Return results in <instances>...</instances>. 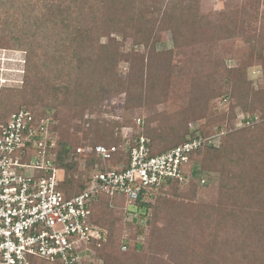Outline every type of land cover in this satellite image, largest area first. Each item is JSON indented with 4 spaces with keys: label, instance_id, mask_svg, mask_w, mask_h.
I'll return each mask as SVG.
<instances>
[{
    "label": "trees",
    "instance_id": "16d2710c",
    "mask_svg": "<svg viewBox=\"0 0 264 264\" xmlns=\"http://www.w3.org/2000/svg\"><path fill=\"white\" fill-rule=\"evenodd\" d=\"M39 1L44 3L50 1L55 7L54 13L49 19H44L48 22L36 25L38 32L25 30L24 35L15 38V40L20 48H26L24 45L26 41L32 49L37 43V36L46 41L45 44H41V47L43 46L45 56L52 62L53 67L48 69V73L55 74V76L45 79V72H47L45 69H40L37 65L35 68H31L33 57H35L32 49H19L26 52L24 85L26 82V88L30 89V94L23 95L15 90L0 88V123H6L13 113L20 111L22 104L30 106V112L38 115L39 105L43 103L49 109L62 106L67 112L64 122L69 127L73 126V128L78 129L80 126L72 123V121L83 109L89 106L92 109L96 108L106 97L114 94L127 92L128 108L149 106L148 103L151 104L152 102H165L168 94L172 91L170 89L172 84L177 83L178 78L183 79L191 72V60L193 61V58L199 54L202 61L206 58V65L211 70L209 77H204L205 80L209 78L212 82L211 76L224 65L218 46L220 41L228 38L230 34L224 27L219 33L216 32L215 28L211 26L208 15L201 12L200 0H191L189 4H185V0ZM21 3L22 1L18 2L19 5ZM140 4H144V6ZM228 4H233V1H229ZM41 29H43L42 32ZM160 31L171 32L176 51H157L156 45L159 42ZM107 32L124 36L132 35L134 45L144 44L148 48L147 56L134 58L136 65H132L127 80L121 81L116 76V62L121 56L118 49L110 44L100 45L98 42V36ZM25 34L28 35V37L26 36L27 39L23 38ZM8 42L4 41L3 44L6 47L2 49H13ZM253 47L255 50V46ZM178 54L185 57L184 61L180 66H173V57ZM204 84L205 81L200 80L199 88ZM211 84L205 85L202 89V91L208 92L207 95H196L191 94V91H185L179 97L181 99L185 97L183 99L185 103L189 101L186 116L191 121H200L212 115L210 105L203 98L210 100L218 95H231V98L236 99V104L231 107L228 115L230 121L236 120L238 124L240 121L239 115L236 114L238 111L245 118L243 119L245 126L239 128L235 124L234 129L229 126L222 130V143L224 144L222 148L217 147L214 143H204L191 153L192 161L189 172L195 182L189 184L190 188L200 185L204 179L207 182L209 176L205 175L206 172L216 173L219 175V188L221 190L219 202L207 207L205 216H195L194 218H192L191 213L194 211L195 203L181 199V201L175 202L172 208L169 207L171 202L163 210L160 204L178 195L175 192L179 187L178 183L170 188L175 190L174 192L171 191V194L169 189L157 196L155 204L150 206V213L146 205L139 202L137 204V210L141 217L139 219L143 218L144 228L149 227L150 230L146 235L145 242L148 244V249L143 264L163 263L164 259L161 258L165 256L163 252L171 247L173 249L175 246L167 240L165 226L161 228L155 225L154 228L150 229L155 215L157 216L159 213H161L158 217L159 221H162L164 215L169 213L172 218L171 223L178 224L179 235H184L186 240L182 246L187 242V250L191 246L190 237L197 224L211 221V227L214 225L218 228H225L224 224L226 223L224 222L227 220L228 214L235 213V211L228 213L226 203H230L240 212L237 223H239L241 215L244 214L251 216L250 219L255 213L260 216L264 215V113H261L264 111V90L255 91L253 85L246 81L243 71L238 73L229 71L226 77L215 79ZM221 87H224V91L220 94L218 90ZM173 94H171L170 99ZM146 97L148 103L144 101ZM109 100H104L103 103ZM256 118L258 119L256 120ZM119 126V123L116 122L105 123L101 127L102 131L100 129L96 136L97 138L101 136L102 139L99 141H104L103 135H107V141L110 139L112 143H99L94 146L100 144L108 147L117 145L111 133H114V129ZM205 127L204 124L200 125L199 132L196 130L197 133H192L190 139H186V135L191 133L190 130L187 133V129L185 132L180 128L173 129L169 135L167 134L170 139L169 144L165 142L168 137L166 138L159 128L152 131L150 126L148 127V124L145 125L144 123L142 134L150 140V149L152 154L156 155L168 152L194 139L199 140L208 137L211 134L205 132ZM158 144L162 145V150H158ZM59 145L68 155L69 144L60 140ZM87 161L89 165L92 164L96 161L95 155L87 158ZM66 169V180L62 185L63 190L68 196L81 193L87 185V180L77 182L78 180L72 176L74 167L71 165ZM68 170L72 172L69 173ZM178 207L180 209L176 213L175 209ZM128 212L125 201L118 197H101L94 206L95 221L109 232L106 244L98 249V255L104 259L105 264H142L143 255L135 248L129 251L130 257L124 259L115 256L110 250L114 240H116L114 246L122 254H126L128 251V249L125 252L122 251L124 245L127 248L130 247V237L124 233V227L136 229L140 220L135 218L131 222H127ZM111 213L119 215V221H121L119 229L112 227L110 221L105 220L104 216L110 217ZM186 218H190L191 222ZM113 220L115 221L114 217ZM175 220L179 222H175ZM182 220L184 221L182 222ZM185 221L190 224H184ZM194 239L199 241L202 237ZM229 241L226 239L214 241L215 245L208 254L212 257L215 255V258L218 256L219 260L208 261L205 257L208 254L196 253L202 255L197 261V255L189 256L182 251L181 257L185 263L191 262V264H231L233 257L240 251L230 254L233 247ZM182 246L180 245L179 248ZM223 251H227V253H223ZM171 255L172 260H177L174 256L175 251L173 254L171 251ZM222 255L224 256L222 257ZM244 259L249 263L247 257ZM33 264L49 263L34 260ZM237 264H243V261Z\"/></svg>",
    "mask_w": 264,
    "mask_h": 264
},
{
    "label": "rangeland",
    "instance_id": "374dc122",
    "mask_svg": "<svg viewBox=\"0 0 264 264\" xmlns=\"http://www.w3.org/2000/svg\"><path fill=\"white\" fill-rule=\"evenodd\" d=\"M20 1H22L21 5L18 4ZM229 1H233V4H228ZM200 2L201 12L208 15L211 26L215 28L216 32L219 33L224 27L230 34L228 38L222 39L219 43L218 51L221 54L224 65L220 67L217 73L211 76V81L213 82L220 77H226L229 71H234L236 73L243 71L246 81L253 85L255 91L264 90V0H200ZM189 3H191V0H185V4ZM140 5L144 6V4ZM54 11L55 7L50 1L44 3L39 0H0V79L6 82L4 84L0 82V88L15 90L23 95L30 94V89L26 88V82L24 85L26 52L19 49L27 48L30 50L32 48L27 45L26 41L24 43L26 48H20L17 46L15 38L24 35L23 33H25V30L28 32H38V30H36V25L48 22V20L44 19H49ZM40 31L42 32L43 29ZM26 36L28 37V35L25 34L23 38L25 39ZM1 37L4 39L2 40ZM36 40L35 50L32 49L35 57H33L31 68H35L37 65L40 69H45V71H47L45 72V79L52 78L55 74L48 73V69L53 67L51 65L52 62L45 56L43 46L41 47V44H45L46 41H43L40 36H37ZM4 41H9L8 43H10V47L13 49H2L6 47L5 44H3ZM98 42L100 45H113L118 49L119 53H121V56L117 60L118 62H116V76L121 81L127 80L132 65H136L134 58L147 56L148 54V48L144 44H133L132 35L124 36L122 34L107 32L98 36ZM253 46H255V50H253ZM156 47L157 51H176L170 31H160L159 42ZM199 55L193 58V61L191 60V72L185 76V78H178V80H176L177 83L174 82L172 84L170 88L172 91L168 94L165 102H152L150 104L147 102L146 97L144 101H146L149 106L128 108L127 92L124 91L119 94H114L106 97L104 100H110L105 103H103V100L96 108L92 109L89 106L83 109L72 121V123L80 126L78 129L73 128V126L69 127L66 122H64L67 112L62 106L49 109L46 108L45 104L40 103L38 115L53 116L55 118V128L59 138H61L62 142L64 141L70 146L67 159L73 162L72 166L75 170L72 176L74 179L78 180L77 182L87 180L91 166L84 158L77 156L75 149L85 145L94 146L99 143L111 144L112 142H110V139L107 141V135H103L104 141H99V139H102L101 136L98 138L96 136L100 129L102 131L101 127L104 126L105 123H119L120 126L114 129V133H111L117 146L121 144L123 136L126 134L129 136L132 134L134 137L143 135L142 127L144 123L145 125L148 124V127L150 126L152 131L159 128L165 134L166 138L173 129L180 128L183 132L187 129V133L188 130H190L191 133L186 135V139L191 138L192 133L199 132V126L204 124L206 126L205 132L211 134V137L214 138L212 141L216 140L214 144L220 148L224 146L222 143L223 135H220L222 130H224V128L227 129L229 126L234 129L235 124H237L236 120L230 121L228 118L231 107L236 104V99L231 98V95H218L210 100L203 98L204 101L210 105L212 115L200 121H191L188 120L186 116L189 101L185 103L183 100L185 97L182 99L179 97L185 91H191V94L194 93L196 95L208 94V92H204L202 89L205 85H212L209 78L207 80L204 78L209 77L211 70L208 68V65H206V58L202 61ZM184 58L185 57L180 54L174 55L172 65L180 66ZM200 80H204L205 84L199 88L198 83ZM218 91L221 94V92L224 91V87H221ZM178 93L180 94L178 95ZM171 94H173V96L170 99ZM20 97L22 98V96ZM34 102L38 104V102ZM21 106V109L29 110L31 108L27 104H22ZM261 113H264V111ZM236 114L239 115L240 120L243 119V115H241L240 111ZM138 119L142 120V124L139 127L137 126ZM126 123L128 124L125 125ZM67 128L70 130L67 131ZM165 142L169 144V137ZM158 145V150H162V145ZM75 158L78 160H74ZM71 170H68V172H72ZM206 173L205 175L209 176L206 183H200V185H196L195 188H190L189 184L179 185L178 189H176L177 191L174 190L178 195L173 197V199L170 198V200L162 202L160 204V206H162L161 208L164 210L171 202L172 204L169 205V207L172 208L175 202L183 200L192 202L193 204L195 203L194 211L191 213L192 218L195 216H205L208 210L207 207L216 205L221 196L219 175L216 173ZM171 191L174 192L173 189H170V194L172 193ZM226 205L228 213L231 211H235V213L228 214V218L224 222L226 223L224 224L225 228H218L214 225L211 227V221L207 223L204 222V224H197L190 237L191 246L188 250L186 248L187 242L182 246L183 242L186 240L184 235H179L178 224L175 225L171 223L172 218L169 213L168 215H164L162 221L158 220L161 213L157 214V216L155 215L153 225L150 229L152 227L154 228L155 225L161 228L165 226L167 240H169V243L172 245L176 246L177 244V247L174 246L175 248L173 247V249L171 247L163 252V255H165L161 257L164 259L163 263L156 264H191V262L185 263L183 261L181 251L189 256L197 255L198 261L202 255L196 253H202L203 255L208 254L215 245L214 241L217 239L219 241L222 239L230 240L229 242L233 247V251L230 252V254L240 251L233 257L231 264L241 263V261H243V264H264V215L260 216L255 213L253 214V218L250 219L251 216L249 217L244 214L241 215V219L239 223H237L238 214L240 212L230 205V203H226ZM179 209V207L176 208L175 212H179ZM104 218L107 222L110 221V225L114 228L119 229L121 226L119 215L115 213H111L110 217L105 215ZM130 218L131 217L127 216V222H131ZM186 219L191 222L190 218ZM139 220V226L136 229L133 227H124V233H126V236L129 235L130 237V247L127 253L122 254L118 251V248L114 246L116 240L112 242V249L110 250L115 256L124 259L130 257L131 253H129V251L135 248L143 255V264L146 258L145 253L148 249V244L145 242L147 238L146 235L150 230L149 227L144 228L141 219ZM183 221L184 220H182V222ZM175 222L179 221L175 220ZM189 222L186 223L185 221L184 224L186 223V225H189ZM200 237H202L201 240L195 241L194 238ZM180 245L182 247L179 248ZM171 251L172 254L175 251L174 256L177 260H172L170 258V256H172ZM223 253H227V251H223ZM223 256L224 255H222V257ZM205 257H207L208 261L212 259L219 260V257L216 256L215 258V255L212 257L208 254ZM245 257L249 259V263L245 261ZM90 264H105V262L100 255H97Z\"/></svg>",
    "mask_w": 264,
    "mask_h": 264
},
{
    "label": "built area",
    "instance_id": "2783aa9c",
    "mask_svg": "<svg viewBox=\"0 0 264 264\" xmlns=\"http://www.w3.org/2000/svg\"><path fill=\"white\" fill-rule=\"evenodd\" d=\"M243 119L237 127L245 126ZM141 124L138 119L137 126ZM55 125L53 116L26 109L0 123V264H90L109 235L94 218L101 197L124 200L131 221L139 219V202L150 213L160 193L175 183L194 182L191 153L216 142L209 135L153 155L147 137L126 134L118 146L78 147V157L87 161L95 155L96 161L90 164L85 189L68 196L62 188L67 152L60 148Z\"/></svg>",
    "mask_w": 264,
    "mask_h": 264
},
{
    "label": "water",
    "instance_id": "95a60500",
    "mask_svg": "<svg viewBox=\"0 0 264 264\" xmlns=\"http://www.w3.org/2000/svg\"><path fill=\"white\" fill-rule=\"evenodd\" d=\"M68 150V149H67ZM64 166L65 167H68L69 165H72L73 164V162H72V160H70V159H67V157L66 156H64Z\"/></svg>",
    "mask_w": 264,
    "mask_h": 264
}]
</instances>
